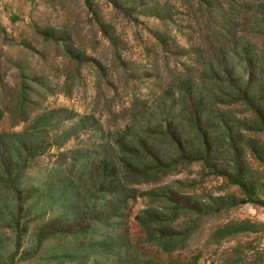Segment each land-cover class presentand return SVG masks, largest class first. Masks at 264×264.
<instances>
[{
    "label": "rangeland",
    "instance_id": "1",
    "mask_svg": "<svg viewBox=\"0 0 264 264\" xmlns=\"http://www.w3.org/2000/svg\"><path fill=\"white\" fill-rule=\"evenodd\" d=\"M0 264H264V0H0Z\"/></svg>",
    "mask_w": 264,
    "mask_h": 264
},
{
    "label": "trees",
    "instance_id": "2",
    "mask_svg": "<svg viewBox=\"0 0 264 264\" xmlns=\"http://www.w3.org/2000/svg\"><path fill=\"white\" fill-rule=\"evenodd\" d=\"M231 181H232V183L238 185L244 191V193L247 196H249V201H252L253 200L252 199V195L246 190L247 188H246V185L244 184V182H242L241 180H239L237 178L236 179L233 178V179H231Z\"/></svg>",
    "mask_w": 264,
    "mask_h": 264
}]
</instances>
